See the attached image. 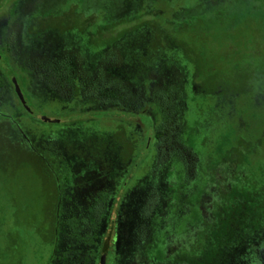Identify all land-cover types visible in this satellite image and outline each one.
I'll return each instance as SVG.
<instances>
[{
    "label": "rangeland",
    "instance_id": "obj_1",
    "mask_svg": "<svg viewBox=\"0 0 264 264\" xmlns=\"http://www.w3.org/2000/svg\"><path fill=\"white\" fill-rule=\"evenodd\" d=\"M252 1L0 0V56L34 111L25 113L6 78L0 112L15 109L14 127L5 129L21 148L0 157V170L5 176L25 152L30 172L48 178L65 167L48 215L51 235L43 243L31 234L28 253L17 235L13 264H65V255L90 252L94 261L103 245L107 264H264V142L254 140L264 125V67L243 96L201 97L170 38L200 17L257 18ZM62 19L86 20L87 28L62 32ZM105 89L120 96L95 99ZM109 108L152 116L160 134L150 155L140 158L147 140L136 120L69 122ZM134 162L113 217L93 232L88 207L104 190L113 198ZM34 191L21 202L37 217Z\"/></svg>",
    "mask_w": 264,
    "mask_h": 264
},
{
    "label": "trees",
    "instance_id": "obj_2",
    "mask_svg": "<svg viewBox=\"0 0 264 264\" xmlns=\"http://www.w3.org/2000/svg\"><path fill=\"white\" fill-rule=\"evenodd\" d=\"M250 7H253V14L257 18H248L247 21H243L241 18H235V24L231 19L225 17L214 16V17H200L191 20L189 23L178 26L170 38L178 41V47L180 52L185 56L187 63L192 67V74L190 83L193 85V93L205 97H238L243 96L250 91L251 82L255 76V73L259 69L264 67V0H253L250 3ZM67 20H59L58 24L62 32H66V28L71 30L75 29L82 34L87 28L85 26L86 20H79L78 22L72 21L75 26L67 25ZM85 34V33H84ZM66 71H68L67 63L64 65ZM64 70H57V74L61 79L66 81H71L67 73L63 78ZM15 75L11 73L4 65V59L0 56V93L2 86H5V79L9 78L11 82V77ZM58 79V77H57ZM12 84V83H10ZM120 96V94L113 89H105L101 94H98L95 99L100 100V102H105V97H110L112 100ZM94 113L88 114V118H80V116H73L74 120L69 121L71 125H81L87 123L90 125H97L103 119H117L139 117L140 123L144 126V133L147 143L142 146L140 150V158L150 155L149 148H151L152 143L156 141L158 133V128L154 122L151 115L147 113L143 114H130L129 112L120 113L118 115L114 108H109L108 110H94ZM68 119V118H66ZM65 120H61L58 124L54 126H61L67 124ZM69 125V124H68ZM261 134V136H259ZM264 125L260 126L258 136H254L256 143L264 142ZM258 137V138H257ZM262 137V138H261ZM260 141V142H259ZM254 145V144H253ZM18 154V153H17ZM16 166L14 169L15 182L17 184L22 183L23 186L16 187L17 196H20V192L24 195L31 197V193L35 190L39 193V198H43L42 192V179H40L38 170L35 172H30L25 166L26 160L23 156L19 157L16 155ZM139 158V159H140ZM22 162V163H21ZM138 162H134L130 173L122 180L120 183V191L114 193V197L109 199L110 192L104 190L97 196L96 203L88 207V220L92 226L91 230L96 231L97 226L101 222L107 223L113 217L112 208L114 206L115 199L121 196V190L126 187L132 175L137 168ZM53 176L49 175L46 178V198H47V218H46V228L48 233H46L47 239L51 235L52 221L48 218L50 209L52 207L53 201L57 198V189L59 178L65 170L64 165H56L54 168ZM62 172V173H61ZM54 177V178H52ZM64 180V178H63ZM30 183V185H29ZM29 186V188H28ZM34 191V192H35ZM37 193V196H38ZM116 195V197H115ZM27 204L21 205L18 213H21V226L27 221L31 224L32 228L38 231L42 228L43 217L41 214L37 217L31 216L28 220L24 214ZM39 217V218H38ZM94 227V229H93ZM38 238H41V233H34ZM95 236L97 233H94ZM24 235V233L19 234ZM102 252H106L107 258V246H102ZM101 252V253H102ZM90 256V257H89ZM88 258L80 257L78 253H72L71 255H65L63 262L65 264H99L101 254H96V259L91 261V256L93 253H89ZM107 264V263H105Z\"/></svg>",
    "mask_w": 264,
    "mask_h": 264
},
{
    "label": "flooded vegetation",
    "instance_id": "obj_3",
    "mask_svg": "<svg viewBox=\"0 0 264 264\" xmlns=\"http://www.w3.org/2000/svg\"><path fill=\"white\" fill-rule=\"evenodd\" d=\"M4 87L5 86H2L1 90ZM24 100H25L24 104L21 103L20 100L18 103L24 109L25 113L28 116H32L34 114V111L30 107H28L25 98ZM0 116H3L0 119V157L6 159L5 154H7L8 152H12L14 150L18 151L16 148L18 149L21 148L20 144H18L19 146L18 147L14 145V143H11L10 139H8L9 134L5 129L6 127H8V129L14 127L15 109L10 107V112L8 114L7 113L4 114L0 112ZM37 117L40 120L42 115L41 116L39 115ZM126 120L130 122L136 120L137 123H140L139 117L126 118ZM148 145L149 143H147V146ZM28 154L30 153L25 152L26 157L22 155L27 163L30 162L28 160L30 155ZM26 167L29 168V165H27ZM14 169L15 166H9L5 176L3 173L4 171L0 170V264H13L12 260L15 254L14 240L17 235H18L17 237L20 238L22 237L23 249L27 253L30 247L31 234L34 235V233H41V238H40L41 242L46 243L47 241L46 233H48V231L46 228V218H47L48 208H47V198H46V190H45L47 175L44 172L42 174V171H40L42 175V188H43V192H42L43 198H41L42 203L40 208V214L43 217V224H42V228L38 231L37 229L32 228L31 224L28 221L27 223L24 222L23 223L24 225L21 226V213L19 214L18 210L20 209L21 205H25V204L24 202H21V197L23 193L20 192V196H17L16 187L17 185L18 186H23V185L22 183L17 184L15 182ZM37 169L38 168L36 167L34 170L36 171ZM17 207L19 209H17ZM25 215L28 220L31 219V215L29 212H27ZM20 233H24V235L20 236L19 235Z\"/></svg>",
    "mask_w": 264,
    "mask_h": 264
},
{
    "label": "water",
    "instance_id": "obj_4",
    "mask_svg": "<svg viewBox=\"0 0 264 264\" xmlns=\"http://www.w3.org/2000/svg\"><path fill=\"white\" fill-rule=\"evenodd\" d=\"M11 83L14 87V91H15V94L16 96L18 97V99L21 101V103H25V100H24V97H23V94L19 88V85L16 81V79L14 77L11 78ZM41 122L43 123H51V124H55V123H59V120L58 119H52V118H48V117H45V116H42L41 119H40ZM106 263V252H102L101 253V256H100V262L99 264H105Z\"/></svg>",
    "mask_w": 264,
    "mask_h": 264
}]
</instances>
